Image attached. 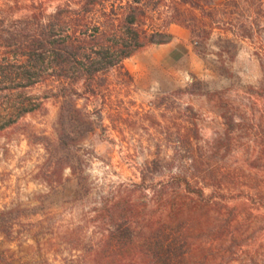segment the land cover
<instances>
[{
	"label": "rangeland",
	"instance_id": "374dc122",
	"mask_svg": "<svg viewBox=\"0 0 264 264\" xmlns=\"http://www.w3.org/2000/svg\"><path fill=\"white\" fill-rule=\"evenodd\" d=\"M81 1L0 0V31L18 27L32 4L52 14L60 5ZM229 1L199 0L205 29L210 25L215 32L199 44L190 36L186 46L199 57L203 73L192 72L184 59L188 73L177 61L169 76L153 62L156 50L149 46L125 62L131 81L114 73L106 82L112 92L101 103L77 100V109L87 111L83 123L92 130L81 126L79 131L89 132L73 141L68 154L76 174L66 170L63 183L52 190L37 179L53 174L54 161L62 156L55 138L63 114L44 99V89L28 92L41 102L40 110L0 133V211L11 212L10 230L0 233V264H77L92 256V247L103 240L100 220L111 199L122 197L130 207L147 204L150 215L158 211L155 193L170 188L180 174L195 173L188 161L195 146L187 141L203 146L222 140L225 117L233 129L222 165L223 207L234 215L230 236L243 242L236 259L264 244V0L222 6ZM194 17L200 20L198 13L181 11L184 27L175 26L185 29ZM73 117L76 129L77 111ZM76 131L71 134L79 138ZM220 222L215 217L212 229Z\"/></svg>",
	"mask_w": 264,
	"mask_h": 264
},
{
	"label": "trees",
	"instance_id": "16d2710c",
	"mask_svg": "<svg viewBox=\"0 0 264 264\" xmlns=\"http://www.w3.org/2000/svg\"><path fill=\"white\" fill-rule=\"evenodd\" d=\"M235 2L222 6L237 8ZM29 8L30 15L18 27L0 31L8 37H0V133L40 110L41 102L30 90L44 89V99L60 106L63 117L55 139L62 156L54 161L53 174L37 179L49 190L63 183L66 170L76 174L68 154L75 148L73 141L89 132L79 131L81 126L92 130L83 123L87 111L77 109V100L101 103L112 92L106 82L114 73L131 81L125 62L149 46L171 43L169 29L183 25L181 11L200 15L186 27L196 44L211 40L215 32L210 25L205 29L206 14L199 0H83L60 5L52 14L42 4ZM76 111L79 138L71 134L76 130ZM231 123L225 117L222 140L203 146L187 141L190 148L195 146L188 159L195 173L180 174L170 188L155 193L158 211L150 215L147 204L130 207L122 197L111 199L100 220L103 240L92 247V256L77 264L89 258L88 264H264V244L236 259L235 249L243 242L230 236L234 215L223 207L227 176L222 175V165L231 150ZM10 213L0 211L1 234L10 230ZM215 217L221 222L213 230Z\"/></svg>",
	"mask_w": 264,
	"mask_h": 264
},
{
	"label": "crops",
	"instance_id": "0c3cea01",
	"mask_svg": "<svg viewBox=\"0 0 264 264\" xmlns=\"http://www.w3.org/2000/svg\"><path fill=\"white\" fill-rule=\"evenodd\" d=\"M169 32L173 37L172 42L166 45L155 46L154 50L156 51L154 55H156L157 58L153 59V62H155V64L161 65L162 68L165 69L164 72H166L169 76L172 75L171 68L173 66L175 67L177 61L181 62L180 64L186 65L184 64V59L187 61L190 60V67H192V72L197 74L203 73L205 67L201 63L199 57L191 52L189 47L186 46V43L190 38L189 32L175 25L170 27ZM186 66L185 75L188 73L189 67L188 65ZM130 74L132 75V73ZM173 76H177L180 79L183 77V74H177ZM173 82H177V80H174Z\"/></svg>",
	"mask_w": 264,
	"mask_h": 264
}]
</instances>
